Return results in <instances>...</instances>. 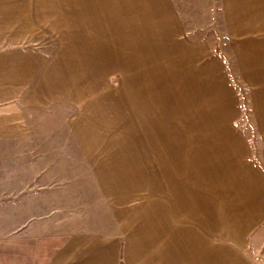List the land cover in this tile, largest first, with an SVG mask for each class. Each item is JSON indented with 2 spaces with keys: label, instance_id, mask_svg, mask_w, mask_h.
<instances>
[{
  "label": "rangeland",
  "instance_id": "rangeland-1",
  "mask_svg": "<svg viewBox=\"0 0 264 264\" xmlns=\"http://www.w3.org/2000/svg\"><path fill=\"white\" fill-rule=\"evenodd\" d=\"M175 2L177 35L121 9L118 71L56 74L65 88L33 136L0 138V242L28 240L33 222L81 224L119 189L153 204L164 176L223 180L264 206V164H229L232 146L258 160L263 144L224 2Z\"/></svg>",
  "mask_w": 264,
  "mask_h": 264
},
{
  "label": "crops",
  "instance_id": "crops-1",
  "mask_svg": "<svg viewBox=\"0 0 264 264\" xmlns=\"http://www.w3.org/2000/svg\"><path fill=\"white\" fill-rule=\"evenodd\" d=\"M223 2L226 34L239 42L255 89L263 144L258 160L248 145L232 146L229 164H264V0ZM121 9L163 35L180 29L175 0H0L1 139L33 136L34 114L65 88L56 74L118 71ZM221 181L161 177L154 203L142 208L129 200L135 193L119 189L102 214L81 224L48 220L38 230L33 222L28 240L0 242V264H264L263 199Z\"/></svg>",
  "mask_w": 264,
  "mask_h": 264
}]
</instances>
